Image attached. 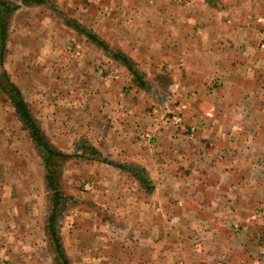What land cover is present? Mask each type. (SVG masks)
<instances>
[{
    "label": "crops",
    "instance_id": "0c3cea01",
    "mask_svg": "<svg viewBox=\"0 0 264 264\" xmlns=\"http://www.w3.org/2000/svg\"><path fill=\"white\" fill-rule=\"evenodd\" d=\"M221 1H15L4 69L49 111L69 94L126 264H264V0Z\"/></svg>",
    "mask_w": 264,
    "mask_h": 264
},
{
    "label": "rangeland",
    "instance_id": "374dc122",
    "mask_svg": "<svg viewBox=\"0 0 264 264\" xmlns=\"http://www.w3.org/2000/svg\"><path fill=\"white\" fill-rule=\"evenodd\" d=\"M214 4L222 5V1L217 0ZM144 79L153 84V81ZM26 95L27 103L49 141L58 150L73 155L60 174V189L67 197L64 196L57 222L71 264H112L115 261L119 264L123 258L122 264H126L129 254L123 251L125 242L120 243L121 239L115 236L121 225L111 220L110 209H104L95 191L93 171L96 163L90 152L82 159L76 155L80 146V115L76 114L75 120H64L68 115L64 109L65 98L69 94L55 96L56 108H59L56 111H49L42 102L39 106L33 91L26 92ZM0 102L7 114V120H0V264H59L48 235L52 200L51 192L46 188L43 159L1 89ZM144 111L150 113L149 108ZM170 114H163L157 120L182 115L172 109ZM6 183L12 189H5ZM88 184L92 189L87 188ZM33 191L38 194L31 197ZM33 202L37 204L36 208L27 209L26 206ZM36 213L39 214L38 220L33 223ZM18 216L20 220H17ZM24 218H28L27 223L23 222Z\"/></svg>",
    "mask_w": 264,
    "mask_h": 264
},
{
    "label": "trees",
    "instance_id": "16d2710c",
    "mask_svg": "<svg viewBox=\"0 0 264 264\" xmlns=\"http://www.w3.org/2000/svg\"><path fill=\"white\" fill-rule=\"evenodd\" d=\"M208 1L211 4H214L217 0ZM21 2L25 6H40L47 4L48 2L51 3V0H21ZM18 8L19 5L12 0H0V89L8 96L16 116L21 121L23 128L28 131L33 144L43 159L46 170L47 186L51 192V200L53 203L52 212L49 217L48 235L53 242L59 264H71L60 238L59 231L57 229V222L59 218V210L60 207L63 206L62 201L64 200V195L61 192L59 184L60 174L62 168L72 156L58 150L49 141L38 120L33 115L21 90L11 81L9 74L4 69L5 59L8 55L7 43L9 39L10 20ZM72 24L77 31L86 35L89 40L112 54V51L108 48L104 41L99 40L93 33H90L77 22H72ZM114 58L130 70L133 75V80L138 86L145 87L146 83L143 76L135 68L134 62L120 53L114 54Z\"/></svg>",
    "mask_w": 264,
    "mask_h": 264
},
{
    "label": "built area",
    "instance_id": "2783aa9c",
    "mask_svg": "<svg viewBox=\"0 0 264 264\" xmlns=\"http://www.w3.org/2000/svg\"><path fill=\"white\" fill-rule=\"evenodd\" d=\"M259 22H262V18H258ZM261 47L264 48V42L261 44ZM208 117H213V112H210L207 114ZM168 120H173L177 126L182 125L183 117L182 116H173L171 119ZM87 188L90 189L91 185H87ZM92 189V188H91Z\"/></svg>",
    "mask_w": 264,
    "mask_h": 264
}]
</instances>
